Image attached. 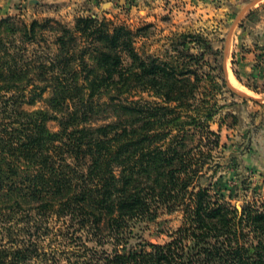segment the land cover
Returning a JSON list of instances; mask_svg holds the SVG:
<instances>
[{"label": "trees", "instance_id": "1", "mask_svg": "<svg viewBox=\"0 0 264 264\" xmlns=\"http://www.w3.org/2000/svg\"><path fill=\"white\" fill-rule=\"evenodd\" d=\"M148 27L0 17V216L23 218L0 264H264V198L239 210L217 176L222 105L202 89L222 50L180 32L143 54ZM176 211L166 241L144 238Z\"/></svg>", "mask_w": 264, "mask_h": 264}, {"label": "rangeland", "instance_id": "2", "mask_svg": "<svg viewBox=\"0 0 264 264\" xmlns=\"http://www.w3.org/2000/svg\"><path fill=\"white\" fill-rule=\"evenodd\" d=\"M116 1H87L86 4L84 3L82 6L72 9L70 13L37 14L35 17H33L32 13L24 16L20 14H11L9 16H15L17 19L26 22L32 19L54 18L70 27L78 15H96L99 18L111 21L114 25L123 24L132 29L149 24L150 27L143 30L141 36L136 37L134 45L140 53L161 57L164 55L166 49L170 50L171 54L174 53L173 47L170 46V39L174 38L177 33H201L210 40L214 49L222 50L221 61L224 74L220 75L218 62L213 61L215 56L207 54L209 67L212 68V71H210L214 73V77L212 78L213 81H204V88L202 89L206 97H213L219 105H222V108L209 123L210 129L219 134L220 146L213 152L216 156V161L220 162V165L217 167V176L221 175L226 188L235 194L232 203L236 207L239 206V210H241V205L244 201L264 198V132L260 130L262 123H264V117H262L264 115V85L259 87L254 81L244 78L239 73L237 67L240 56L237 53L241 49L236 46L233 48V52H231V39L227 50L225 49L226 37L230 27L235 22L241 9L252 0H216L215 6L220 7L223 5V7L216 9L215 13L213 15L210 14V16L204 11L191 9L181 10L173 15L156 9L150 15L154 16L153 18L144 19L145 17L142 12V16L135 20L132 18L129 8L124 4L119 5ZM100 2L109 4L102 5ZM111 2L112 6H110ZM259 4L264 5V1L259 2ZM253 6L254 4L245 10L246 12L249 11L247 16H243L244 11L236 22L238 26L235 30L233 28L232 34L242 25L241 22L245 17L246 19L250 18V20H254L251 16V13L254 15L251 9ZM3 16H8V14L1 15L0 17ZM225 52L226 61L224 63ZM216 58L218 60L220 56H216ZM222 78L226 81V87L222 85ZM228 84L250 97L233 92ZM247 85L248 87H245ZM144 97L152 99L147 93H144ZM40 104L37 103L36 106H40ZM26 108L33 107L26 106ZM49 125L52 129L57 128L53 121L49 122ZM233 155L237 156L239 163L237 166L234 157H232ZM238 184L239 188H236ZM181 220L182 214L180 211L163 214L160 216L159 222L156 225H151V228L146 231L144 238L151 242L162 243L168 239V233L181 224ZM22 221L23 218L20 215H16L11 222L7 221L5 215L0 216V247L2 245H9L6 242L8 233L6 229L12 231L14 243L21 240ZM9 226L11 228H7ZM48 241L49 239L45 238L42 244L47 246ZM29 264L39 263L32 260ZM60 264H64V262Z\"/></svg>", "mask_w": 264, "mask_h": 264}, {"label": "crops", "instance_id": "3", "mask_svg": "<svg viewBox=\"0 0 264 264\" xmlns=\"http://www.w3.org/2000/svg\"><path fill=\"white\" fill-rule=\"evenodd\" d=\"M87 1L93 2V0H0V16L7 14H20L24 16L32 13L33 17H35L37 14L70 13L72 9L77 6H82L84 3L86 4ZM215 1L216 0H117L116 2L119 5H126L129 8L132 18L135 20L142 16V12L145 17L144 19L153 18L154 16L150 15L156 9L162 10L164 13H169L170 15L177 14L181 10L191 9L201 12L204 11L210 16V14L213 15L215 13L216 9H221V7H223V5L216 7ZM262 1L264 0H258L257 3H254V6L251 7L253 10L252 12H254V15L251 13V16L254 20L252 21L250 18L246 19L245 17L241 22L242 25L237 28L236 32H233L230 42L231 52H233V48L236 46L242 51L237 53V55L240 56L237 67L239 73L243 75L244 78L254 81L259 87L264 85V67H262L264 65V5L259 4V2ZM100 3L102 5L109 4L106 2ZM110 4V6H112V2ZM248 12L249 11H245V15L243 14V16H247ZM237 26L236 24L234 30ZM245 87H248V85ZM262 117H264V115ZM260 130L264 132V123H262Z\"/></svg>", "mask_w": 264, "mask_h": 264}, {"label": "water", "instance_id": "4", "mask_svg": "<svg viewBox=\"0 0 264 264\" xmlns=\"http://www.w3.org/2000/svg\"><path fill=\"white\" fill-rule=\"evenodd\" d=\"M258 0H253V1H251L246 7H244L241 11H240V13L238 14V16H237V18L235 19V22L233 23V25L231 26V28H230V30H229V32H228V35H227V37H226V45H225V49L227 50V48H228V44H229V41H230V39H231V34H232V30H233V28H234V25L236 24V22L239 20V18L242 16V14L244 13V11L246 10V9H248L251 5H253L254 3H256ZM225 61H226V52H225V55H224V63H225ZM229 85V88L233 91V92H236V93H238V94H240V95H242V96H245V97H250V96H248L246 93H244V92H242V91H240V90H237L236 88H234L232 85H230V84H228ZM238 209H240V207L238 206L237 207Z\"/></svg>", "mask_w": 264, "mask_h": 264}]
</instances>
